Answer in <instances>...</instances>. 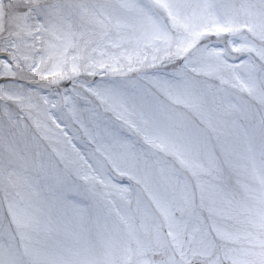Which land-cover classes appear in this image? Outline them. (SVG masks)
I'll return each instance as SVG.
<instances>
[{
    "label": "snow or ice",
    "instance_id": "1",
    "mask_svg": "<svg viewBox=\"0 0 264 264\" xmlns=\"http://www.w3.org/2000/svg\"><path fill=\"white\" fill-rule=\"evenodd\" d=\"M0 264H264V0H0Z\"/></svg>",
    "mask_w": 264,
    "mask_h": 264
}]
</instances>
